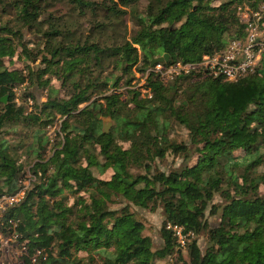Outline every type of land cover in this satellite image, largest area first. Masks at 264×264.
<instances>
[{
  "label": "trees",
  "instance_id": "obj_1",
  "mask_svg": "<svg viewBox=\"0 0 264 264\" xmlns=\"http://www.w3.org/2000/svg\"><path fill=\"white\" fill-rule=\"evenodd\" d=\"M136 1L119 0L124 9L108 8V14H127L125 8ZM147 1L141 14L131 6L138 31L129 40L104 45L98 38L82 44L79 37L56 42L72 33L60 32L45 14L60 0H0L3 12L6 7L13 11L17 25L11 30L2 24L0 31L16 37L24 28L33 31L45 24L43 38L53 43L45 49L51 53L48 63L57 68L62 83H69L65 98L52 96V90L39 115H26L22 106L16 107L12 92L26 76L0 66V100L8 98L5 105L0 102V195L13 193L26 173V161L2 137V129L12 132L16 123L36 126L27 153L36 159L30 172H41L24 200L4 218L19 221L29 256L43 251L36 264H264V56L254 74L235 83L190 74L163 84L149 73L142 85L145 95L130 88L125 100L105 94L112 74L97 82L85 70L111 59L108 67L120 70L117 83L125 76L130 86V72L139 61L144 69L162 54L170 61L198 62L230 41L244 39L236 15L243 0ZM213 1L219 5L211 7ZM247 1L251 8L264 2ZM71 2L80 15L88 10L97 14L87 0ZM96 23L98 35L110 25ZM110 30L112 34L115 26ZM15 50L10 38L0 35V59ZM62 57L70 60L65 70L58 67ZM76 58L83 62L74 63ZM96 112L114 122L109 133H102ZM56 115L64 119L63 141L42 158L49 140L40 128ZM172 124L186 131V141L170 137ZM168 157L181 160L177 170L158 168ZM98 166L100 173L111 170L109 180L94 175L92 168ZM134 209L160 211L158 249L143 234L144 224ZM208 217L215 218L214 225ZM168 225L191 235L185 250L178 248ZM200 235L206 238L202 249L197 245ZM79 252L86 256L74 257Z\"/></svg>",
  "mask_w": 264,
  "mask_h": 264
},
{
  "label": "rangeland",
  "instance_id": "obj_2",
  "mask_svg": "<svg viewBox=\"0 0 264 264\" xmlns=\"http://www.w3.org/2000/svg\"><path fill=\"white\" fill-rule=\"evenodd\" d=\"M90 3H93L94 8L96 10V15H91L90 10L87 11L85 15H80L79 10L74 7L73 2L71 0H60L56 4L55 7L48 9V11L45 13L49 16L50 19H48V22L53 21L52 23L57 26L56 28L59 29L60 32L67 30L71 31V35L66 37L65 39L62 36L57 37V43L61 40L64 42H67L68 40L75 41L76 39H79V43L82 44L85 40L88 41V38L91 40H98L101 44L109 45L111 42H119L122 39L129 40L135 32L138 31V27L136 26L135 22L131 18V6H133V9H136L138 14H141L145 11L148 1L147 0H138L133 5L128 6L126 9L127 14H121L120 12L115 13V15H109L107 9L111 8L114 9V12L117 10L124 9V7L120 6L119 0H87ZM219 5L218 1H213L210 3L211 7H216ZM249 2L247 0H243L241 4H238L236 7V15L238 16V19L240 16L238 15V12L243 10L244 8H250L257 9L256 7L251 8L249 6ZM117 10H116V9ZM115 16V17H114ZM42 19H46L41 17ZM96 22L103 24L109 27H107V30H105V27L102 29L103 31L98 35L95 33L96 31ZM240 22V21H239ZM2 24H7L8 29H14L17 27L16 25V19L13 11L10 10L9 7H6V12L2 11V6H0V26ZM45 24L38 26L37 29H34L33 31L24 28L22 29V32L17 34L20 36H13L10 33H7L6 31H0V35H5V37L10 38L12 41L13 46L15 47V53L13 56L9 58H3L0 59V66L7 69L8 71L12 70H20L24 76H26V81L18 85L16 87H13L12 92L14 95V102L15 104L18 102V105L16 104V107H23L24 113L26 115L30 113H34L35 115L40 114L41 105L46 101L47 96L50 94V91H54V93H51L52 96H56L59 98H65L66 92L69 88V83L66 85V83H62L61 78L59 77L57 68L50 66L48 61L51 60V53L46 52V47L50 48L53 43L45 42V38H43L44 31L47 30V26H44ZM44 26V27H43ZM111 26H115V30H113V33L111 34ZM26 29V30H25ZM110 34V36H109ZM90 36V37H88ZM138 50V54L140 57V52L138 46H135ZM24 49L26 52L23 53L21 50ZM162 55H157L155 57H159ZM36 57L35 61H32V59ZM46 60L45 63L42 61ZM74 63H81L83 60L81 58L74 59ZM111 59L108 61H105L106 63H103V67H94L91 65L86 66V72L89 73L91 78H96L99 82V80H103L105 76L111 75L112 81L109 82L108 90L105 92V94L109 95L112 93L120 95L121 100H125L127 97V90L130 88H139L141 92V97H143L145 94V90L142 88V85L144 84V75L143 72L145 71L144 68H142V64L140 61L138 64L132 68L130 75L133 77V80L131 81L130 86H126L124 83V80L126 77H123V80L117 83V77L120 76V70L115 69L114 66H109L108 63ZM70 60L62 57L60 59L58 67H60L61 70H65V68L68 66ZM141 70V71H140ZM42 78H39L41 72H44ZM88 76V75H87ZM198 79V78H195ZM47 82L45 85L44 83ZM117 84V85H116ZM115 86V87H114ZM8 99V98H7ZM28 100H31L32 106L29 108ZM3 105V104H2ZM85 105H80L79 108H83ZM0 107V113H1ZM99 112H96V114ZM95 114V117H96ZM100 121V128L102 131L103 128V120L106 121L108 125V132L113 128L114 122L109 117L99 116L96 118ZM63 118L59 115H56L54 118L51 119L49 123H47L45 126L42 125L40 130L41 133L45 134L48 132H51L52 134L55 133V136L53 137V146H46V148L42 151L41 157L46 158L47 156L51 155V152L55 148H59L62 141H63V133L61 132V126L63 122ZM48 127L49 131H48ZM54 128V132H53ZM56 128V129H55ZM13 131L4 130L2 137L9 141V144L12 148V150H16L19 157L24 159L26 161L25 170L30 168L32 166L33 161L36 159L34 158V155L27 153L29 149L27 148L28 144L32 140V132L36 129V126L30 125V126H24L21 123H16L13 126ZM11 129V130H12ZM170 137L172 139L177 140L178 142L186 141V131L181 128L180 126L176 124H172V127L169 130ZM47 138V137H46ZM118 143H120L118 141ZM122 146L126 149L128 148V143H122ZM96 160L102 165L103 160L101 157H96ZM84 163V162H83ZM181 164V160L168 157L164 162L158 163V168L162 171H171V170H177L179 168V165ZM85 165V163H84ZM100 166L93 167L92 171L94 175L101 180H109L112 172L111 170L107 169L105 172H99ZM263 170V169H261ZM36 176L39 179V176L41 174L40 171L37 170ZM38 181V180H37ZM260 192L264 193L263 186L260 187ZM73 200L71 199V195H69L68 204H71ZM137 212V217L141 222L144 224V232L143 234L150 237V239L153 242V246L155 249H158L161 246V240L159 238V229L161 226V213L159 210L156 212H147L139 209H134ZM208 220L211 225H214L215 218L208 217ZM197 245L202 249L205 247L206 238L203 235L197 236ZM182 259L185 261L187 260L186 253L181 254ZM86 256L85 253L79 252L74 257L76 258H83ZM73 257V258H74ZM9 264H20L19 262L15 261V257H13L10 261H8ZM97 264H100L99 262ZM157 264H173L171 261H159Z\"/></svg>",
  "mask_w": 264,
  "mask_h": 264
},
{
  "label": "built area",
  "instance_id": "obj_3",
  "mask_svg": "<svg viewBox=\"0 0 264 264\" xmlns=\"http://www.w3.org/2000/svg\"><path fill=\"white\" fill-rule=\"evenodd\" d=\"M256 8L249 10L250 8L246 7L238 12L245 34L242 41L232 40L222 51L204 55L198 62L184 63L181 60L170 61L169 59L168 62L148 66L143 72L144 81L151 73L158 76L163 84L179 76L190 74L199 76L200 79L221 78L225 82L235 83L254 74L264 56V2L258 4ZM148 97H150L149 94ZM16 104L18 105V102ZM28 105L31 108V100H28ZM54 136L55 133H46L49 146H53ZM36 175V173L32 174L28 168L13 193L0 195V264H9L8 261L13 257L20 264H25V258L30 264H36L42 256L43 251L39 249L29 256L26 241L22 240L18 231L19 221L4 218L11 208L24 200L27 191L38 178ZM167 228L172 231L178 248L185 250L187 243L191 240V235L184 234L182 227L168 225ZM43 259L45 260V257Z\"/></svg>",
  "mask_w": 264,
  "mask_h": 264
},
{
  "label": "water",
  "instance_id": "obj_4",
  "mask_svg": "<svg viewBox=\"0 0 264 264\" xmlns=\"http://www.w3.org/2000/svg\"><path fill=\"white\" fill-rule=\"evenodd\" d=\"M169 60V55L168 54H162V56H159V57H156V58H151L150 61H149V66L152 67L156 64H159V63H165V62H168ZM6 100H7V96H5L4 98H2L0 100V102L5 105L6 104ZM100 116L99 113L96 114V117L95 118H98ZM107 122L103 120V128H102V133L103 134H107L108 132V125L106 124Z\"/></svg>",
  "mask_w": 264,
  "mask_h": 264
}]
</instances>
